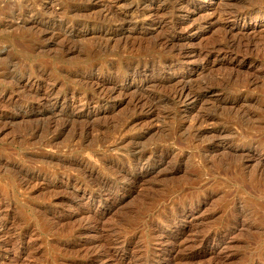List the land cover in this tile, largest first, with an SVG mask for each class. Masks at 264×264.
Returning <instances> with one entry per match:
<instances>
[{
  "label": "rangeland",
  "instance_id": "374dc122",
  "mask_svg": "<svg viewBox=\"0 0 264 264\" xmlns=\"http://www.w3.org/2000/svg\"><path fill=\"white\" fill-rule=\"evenodd\" d=\"M263 11L0 0V264H264Z\"/></svg>",
  "mask_w": 264,
  "mask_h": 264
},
{
  "label": "bare ground",
  "instance_id": "6f19581e",
  "mask_svg": "<svg viewBox=\"0 0 264 264\" xmlns=\"http://www.w3.org/2000/svg\"><path fill=\"white\" fill-rule=\"evenodd\" d=\"M261 9V8H260ZM258 10V9H257ZM253 11V10H252ZM250 12L251 11H249V12H247L248 14H250ZM264 12V11H263ZM235 14V13H234ZM244 14H246V13H244ZM244 14H242V13H236L235 14V18H238V17H240V16H243ZM254 15V14H253ZM109 19V18H108ZM232 43V42H231ZM254 43H252V40H248V41H244L243 39H238V40H236V41H234V43H233V46H231V49L232 48H237V47H241V46H246L247 48H249L248 46H250V45H253ZM232 45V44H231ZM229 46V45H228ZM228 48V47H227ZM230 48V47H229ZM245 48V47H244ZM242 49V48H241ZM227 50V49H226ZM238 50V52H239V49H237ZM236 50V51H237ZM228 51H229V49H228ZM233 51H235V50H233ZM231 52V51H230ZM174 95H175V93H174ZM175 96H177V98H179L180 100L182 99V98H184V97H186L187 95H186V91L185 90H181V91H178L177 93H176V95ZM175 96H174V98H175ZM173 97V96H172ZM170 98V97H169ZM168 98V99H169ZM187 98V97H186ZM118 171V170H117ZM126 175V174H125ZM128 176V175H127ZM124 179H126L125 177H124ZM101 181V180H100ZM92 185V184H91ZM96 185H97V182H96ZM112 187V186H111ZM124 249V248H123ZM119 251H123V250H118L117 252H119ZM128 252V251H127ZM114 253V252H113ZM112 253V254H113ZM117 255V254H116ZM195 258V257H194Z\"/></svg>",
  "mask_w": 264,
  "mask_h": 264
}]
</instances>
